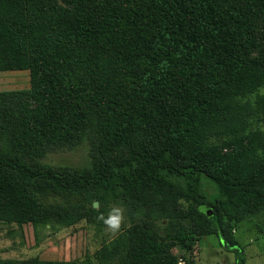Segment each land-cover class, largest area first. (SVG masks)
Returning a JSON list of instances; mask_svg holds the SVG:
<instances>
[{
	"label": "trees",
	"instance_id": "16d2710c",
	"mask_svg": "<svg viewBox=\"0 0 264 264\" xmlns=\"http://www.w3.org/2000/svg\"><path fill=\"white\" fill-rule=\"evenodd\" d=\"M23 69L26 91H0V221L103 226L93 201L104 213L124 201L168 228L164 240L136 220L81 259L0 264H178L175 243L211 233L245 264L230 230L258 217L264 234V0H0V71ZM86 138L119 161L112 173L62 180L41 163L38 154ZM167 173L191 183L188 193ZM200 176L216 185L211 204L192 185ZM23 178L93 191L46 203L42 183L32 190Z\"/></svg>",
	"mask_w": 264,
	"mask_h": 264
},
{
	"label": "rangeland",
	"instance_id": "374dc122",
	"mask_svg": "<svg viewBox=\"0 0 264 264\" xmlns=\"http://www.w3.org/2000/svg\"><path fill=\"white\" fill-rule=\"evenodd\" d=\"M28 88V70L0 71V91H26ZM252 140V135L246 137L243 143L244 147L249 146ZM219 147L222 148V151L227 149L223 141L219 142ZM8 148L14 149L11 145ZM38 156L41 163L50 166L53 173L62 180H77L81 176L88 175L93 170H101L102 172L104 169L106 172L112 173V166L119 162L114 161L110 155L99 151L95 142L88 138L73 149L52 151L41 155L38 154ZM10 158L14 160V156H10ZM27 169L31 173L39 171V168L30 164ZM15 173L12 170L11 175L14 176ZM167 176L172 181L184 183L180 188L182 192L188 193L187 188L191 183L171 173H167ZM4 177L8 178V176L0 174V179ZM29 179H19L17 183L21 186H26V183H29V187L32 190H34L33 186L41 185L42 183L45 189L40 195V199L46 203L52 201L62 203L81 201L93 191L89 185L78 186L77 189L73 190L58 191L51 187L50 182H46L47 184L45 185L42 182L43 180L34 181L32 178ZM192 185L201 192L204 203L211 204L214 197L218 194L216 185L205 176H200L192 181ZM188 202L186 197L179 199V205L185 210ZM113 204H122L125 208L123 226H128L136 220L148 219L151 221L153 233H156L160 239H166L168 223L162 217L142 212L131 205H127L124 201L109 202L105 214H107ZM256 218L243 219L231 224V236L238 241L237 249L244 257L245 264H264V234L259 233L255 226L253 227ZM227 224V220L224 219L223 226ZM112 237L106 231L104 225L98 226L87 222L85 219L79 220L70 226L57 225L50 227L46 225L38 226L37 228H33L30 224L17 226L13 223L0 221V258L28 259L36 256L48 260L70 261L81 259L86 253L93 252L101 243L108 241ZM171 252L175 255L178 264L190 259L196 264H237L236 252L227 248L223 241L214 233L204 234L199 237L195 236L188 249L177 242L171 247Z\"/></svg>",
	"mask_w": 264,
	"mask_h": 264
},
{
	"label": "clouds",
	"instance_id": "9594fccd",
	"mask_svg": "<svg viewBox=\"0 0 264 264\" xmlns=\"http://www.w3.org/2000/svg\"><path fill=\"white\" fill-rule=\"evenodd\" d=\"M98 215L96 216L97 222L105 226L106 231L113 237L120 231L125 221V208L122 204H113L108 210L107 214L99 211L98 203L95 205Z\"/></svg>",
	"mask_w": 264,
	"mask_h": 264
},
{
	"label": "water",
	"instance_id": "95a60500",
	"mask_svg": "<svg viewBox=\"0 0 264 264\" xmlns=\"http://www.w3.org/2000/svg\"><path fill=\"white\" fill-rule=\"evenodd\" d=\"M96 204H97V201H94V202H93V206L96 207V206H95Z\"/></svg>",
	"mask_w": 264,
	"mask_h": 264
}]
</instances>
